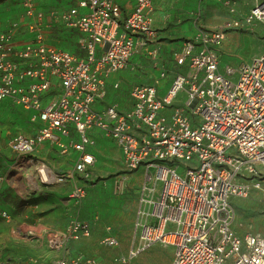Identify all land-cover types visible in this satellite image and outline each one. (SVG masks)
<instances>
[{"label": "built area", "instance_id": "obj_1", "mask_svg": "<svg viewBox=\"0 0 264 264\" xmlns=\"http://www.w3.org/2000/svg\"><path fill=\"white\" fill-rule=\"evenodd\" d=\"M68 1L48 19L83 37V58L47 42L45 15L35 0L23 4L29 38H21L16 23L0 33V107L14 104L31 113V123L40 124L31 135L10 137L9 170L22 173L28 167L29 178L42 187L65 183L70 175L55 173L34 156L40 145L52 144L63 155L77 152L72 177L87 179L95 162L88 152L93 132H103L120 150L127 174L142 169L144 177L136 242L112 264H131L157 244L172 248L170 264H264V235L238 236L230 205L231 198L252 190L264 199V53L237 69L223 67L218 53L229 31L254 21L264 24V1L243 20L199 30L175 55L176 65L188 72L178 74L163 97L158 84L164 71L152 84L134 86V103L126 113L115 105H98L112 74L134 69L135 58L157 53L152 0H131L130 12L116 0ZM174 102L181 106L171 108ZM174 162L188 164L181 175ZM85 195V186L76 185L67 200L77 205ZM10 220L0 208V221ZM61 236L87 239L91 224L73 218ZM61 236L45 235L56 249ZM103 244L116 248L119 242L109 236ZM86 264L101 263L87 259Z\"/></svg>", "mask_w": 264, "mask_h": 264}, {"label": "rangeland", "instance_id": "obj_2", "mask_svg": "<svg viewBox=\"0 0 264 264\" xmlns=\"http://www.w3.org/2000/svg\"><path fill=\"white\" fill-rule=\"evenodd\" d=\"M124 1L130 5V0ZM261 1L264 0H153L154 28L160 33L158 51L146 59L137 58L138 67L126 73L127 80L120 91L123 108H131V89L138 84L152 83L161 70H167L169 74V71L176 67L179 72H176L175 77L188 72L185 67L176 65L175 55L199 30H215L226 22L243 20ZM23 4L24 0H0V31L19 22L23 25L20 31L26 32L24 26L28 20ZM35 4V8L45 15L42 33L47 42L83 58V37L78 32L65 28L61 23L48 19L50 12L61 11L68 7L70 2L35 0ZM25 34L28 35L27 32ZM263 52L264 25L258 22L229 31L218 49L221 65L234 69ZM236 78L237 76L233 80ZM185 94V91L184 94L180 92L178 98L183 99ZM6 112L10 113L5 114ZM1 113L3 114L0 116V126L3 125L9 134L29 132L30 127L27 126L26 119L30 117V113L9 102L1 105L0 115ZM21 123L26 126L21 125L18 129L17 126ZM93 148L95 162L89 169V178L76 176L75 180H70L73 186L84 185L86 189L84 199L77 206L67 202V195L73 186H63L65 190L60 202L61 210H58L57 205L55 209H43L39 206L40 201L24 203L9 194H2L1 197L12 209L11 220L0 221V264H54L57 260H63L67 264H86L87 259L97 260L101 264H112L116 257L128 254L136 242L135 222L140 188L144 182L143 171L128 175L123 157L110 139L97 136ZM51 161L56 167L67 166L61 164L63 159L60 157ZM174 164L178 165L177 172L180 175L188 166L185 162ZM65 201L68 203L66 208ZM230 205L234 213L232 229L238 236L264 235V199L260 192L252 190L246 197H233ZM73 218L92 224L93 233L90 238L73 242L61 236ZM43 230L47 232L43 234ZM47 233L61 236L60 249L49 244L44 236ZM109 236L118 240V247L110 248L103 244L104 239ZM172 252L171 247L165 248L157 244L141 253L131 264H170ZM155 254L158 258L152 256ZM147 259H156V262H147Z\"/></svg>", "mask_w": 264, "mask_h": 264}, {"label": "crops", "instance_id": "obj_3", "mask_svg": "<svg viewBox=\"0 0 264 264\" xmlns=\"http://www.w3.org/2000/svg\"><path fill=\"white\" fill-rule=\"evenodd\" d=\"M116 1L118 3H120L121 5H125L124 8H125V11L126 12H130L131 11L132 6H133V3H132L131 0H130V5L125 4L126 2L124 0H116ZM152 2H153V0H152ZM153 7H154V16H155V6H154V3H153ZM17 24L20 25L19 22ZM21 26H23V25L22 24L20 25V29L19 30L22 29ZM4 30L5 29H2L0 31V33L3 32ZM19 32L21 34V38H29L30 37V35L25 34L26 32H24V33L21 32V31H19ZM159 36H160V33L158 32V40H160ZM138 59H140V58H138ZM143 59H145V58H143ZM136 60H137V58H135L132 61V63L135 64L134 69L128 68V69H125V70L118 71V72L112 74L106 80L107 94H106L105 99L102 102H100V104L98 105L99 108H105L107 106L115 105V106H117V109L120 112H122V113H126L127 111H130L132 109V106H133V103H134L132 98H130L131 99V102H132L131 108H123L122 103H121V100H120L121 99V97H120V91H121V89L123 87L124 81L127 80V74L126 73L131 72V71L135 70L136 67H138V63H137ZM174 68L175 69H173L172 71L171 70L170 71L168 70L169 71V74H168L167 70H161L159 72L158 76H156L155 78H153V81H154L156 78L159 77V75L161 74V72L164 71L166 73L165 78H163V79H161L159 81V84H158V96H160V97L165 96V94L167 93L168 89L170 88V86H171V84L173 82V79L175 77L176 72H179L176 67H174ZM176 69H177V71H176ZM180 70H181V68H180ZM152 83H150V84H152ZM150 84H145V85H150ZM138 85H141V84H138ZM180 99H182V98H180ZM178 106H181V105L174 102L171 105V108L178 107ZM20 109L22 111H25L22 108H20ZM25 112L30 113L28 111H25ZM9 113L6 112L5 114H9ZM2 114L3 113H1L0 116H2ZM30 118H31V113H30V117L26 119L27 126L30 127L29 132L28 133L21 132V133H23L25 135H31V134H33L40 127V124L39 123H31ZM24 124L25 123H21L20 126H17L18 129L21 128V125H24ZM24 126H26V124ZM24 131H26V130H24ZM13 135H15V134H9L7 132V130H6V128L3 125H1V127H0V136H1L2 142H3V151L0 154V176L2 175V177H4L5 179L3 181H0V208L3 209V210H5V211H7L11 215V209H12L11 208V205L9 203L8 204L5 203L4 198L1 197L2 194L4 193L5 195L9 194L14 199H17L18 201L20 200V201H22L24 203L33 202V201H40L39 206L41 208H43V209L44 208H52V209H55V206L57 205L58 210H61V208H60V204L61 203L60 202H61V199H62V194H63V192L65 190L64 187H72L73 185L71 184V181L70 180L71 179H74V177L77 176V175L74 174V177H72V173H73V170H74V166H75V163L77 161V156H78L77 155V152L71 150L67 154H64L63 155L59 151L58 147L55 146V145H52V144H43V145H40L35 150L34 156L36 158H38V160L46 163L51 168V170H53L55 173L65 174V175H68V176L70 175L67 178L66 182L63 183V184H55V185L50 186V187H42L37 182V180L34 179L32 176L29 178L30 169H28V167H24L25 171L22 172V173L21 172L20 173H18V172H11L9 170L10 169V166H11V163H12V155H11V153L8 150L7 144L9 142V140H10V137L13 136ZM97 136H102L104 139L105 138L106 139H109L108 137L105 136V134L103 132L94 131L93 132V138H92L94 140V142H95V138H97ZM112 144L114 146H116L114 142H112ZM93 150H94V148L92 147V148L88 149V152L92 153L94 155V157H95V154H94ZM55 152H56V154H59V155H56ZM119 152H120V150H119ZM121 156H122V154H121ZM55 157H60V159H63V161H62L61 164L67 165V166H64V168L59 167V166L56 167L55 164H54V162L51 161V159H53ZM140 170H142V169H139L134 174H137ZM77 177L79 178V176H77ZM75 186H76V184L73 186V188ZM67 202L70 205H74V206H77L78 205V204L75 205L74 203L69 202L68 200H67ZM67 202L66 201L64 202V207L65 208L68 206L67 205L68 204ZM61 206H62V204H61ZM42 232L44 234L47 231L43 230ZM22 233L24 234V232H22ZM28 233H32L33 234V232H27V234ZM92 233H93V226L91 224V234ZM47 234H45V235H47ZM30 236H35V235H30ZM78 242H80V241H78ZM152 256H155V258H158V255L157 254L152 255ZM149 261H150V259H147V262H149ZM152 261H153V263H155L156 262V259L151 260L150 262H152Z\"/></svg>", "mask_w": 264, "mask_h": 264}, {"label": "bare ground", "instance_id": "obj_4", "mask_svg": "<svg viewBox=\"0 0 264 264\" xmlns=\"http://www.w3.org/2000/svg\"><path fill=\"white\" fill-rule=\"evenodd\" d=\"M259 3H260V2H259ZM259 3H258V4H259ZM254 22H257V21H254ZM252 23H253V22H252ZM258 23H260V22H258ZM260 24H261V23H260ZM263 25H264V24H263ZM223 41H224V40H223ZM222 43H223V42H222ZM263 53H264V52H263ZM263 53H262V54H263ZM260 55H261V54H260ZM260 55H259V56H260ZM256 57H258V56H256ZM256 57H254V58H256ZM69 193H70V192H69Z\"/></svg>", "mask_w": 264, "mask_h": 264}]
</instances>
